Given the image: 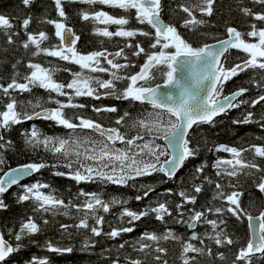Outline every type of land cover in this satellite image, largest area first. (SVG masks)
<instances>
[{"label":"snow or ice","instance_id":"6c2138e0","mask_svg":"<svg viewBox=\"0 0 264 264\" xmlns=\"http://www.w3.org/2000/svg\"><path fill=\"white\" fill-rule=\"evenodd\" d=\"M21 3L30 8L35 0ZM52 4L57 18L45 15L39 23L53 27L54 41L45 30L29 31L31 15L23 18L16 30L10 18L0 14V37L7 45L18 44L28 56L26 64L22 59L11 64L12 74L6 82L0 76V213L9 211L6 194L14 187L18 189L11 193L15 204L27 206L25 214L11 226L0 217V264H54L48 254H73L77 248L62 241L77 236L83 237L81 252L95 249L99 242L96 238L122 240L116 251L124 255L104 256L107 264H169L168 249L163 246L168 241L180 245L181 264H197L198 257L223 262L225 252L217 251L214 256L212 245L217 250H231L239 244L227 230L228 216L236 221L247 220L250 231L247 243L233 253L231 264H253V258L264 259V211L258 216L248 212L240 184L241 176L251 177L255 189L264 196V143L247 147L212 143L208 147L210 140L205 139L207 151L227 153L230 158L217 155L211 165L200 163L191 172L188 187H179L175 192L166 189L165 199L139 210L127 207L126 199H104L100 193L83 188L66 202L55 194L51 184L35 179L48 170L51 176L76 185L125 188L158 174L161 183L176 178L201 155L200 140L193 142L194 128L207 125L214 129L220 123L217 117L232 110L264 106V0H237L248 30L226 26V38L202 30L210 24L205 18L216 14L217 0H169L167 5L164 0H52ZM71 4L84 6L77 15L82 23L92 25L93 35L101 38L96 50L84 53L79 49L81 36L69 26L66 12V5ZM165 7L178 17V25L164 21ZM145 25L147 28L140 27ZM180 29L204 39L193 44ZM105 44L113 45L115 50ZM232 49L244 55L235 56V62L229 65ZM40 56L62 63L49 61V66H42L35 62ZM67 65L78 66L79 70ZM20 66L26 71L22 73ZM249 70L253 73L249 83L258 89L257 95L247 97L250 88L245 86L226 94V84ZM58 72H66L70 78L59 82L55 79ZM160 80L164 90L156 83ZM34 89L44 90L47 99L36 97ZM25 93L31 98L21 99ZM109 98L140 107L135 116L130 111L117 115L115 126H105L85 114L89 105L84 101ZM119 111L117 106L91 105L97 117ZM254 120L264 130V114L255 119L252 111H245L231 123L249 125ZM29 121L33 122L29 128L19 130L23 142L20 151L28 159L12 167L7 155L16 149L10 134ZM34 121L50 122L66 134L47 135ZM209 167L215 170V179L206 173ZM25 178L34 182L24 183ZM206 185L211 187V200L198 209V198ZM139 190L142 195L135 196L138 203L156 191L150 184H140ZM173 196L178 201L167 199ZM117 206L120 210L113 214ZM109 214L115 215L119 224L109 221ZM145 218L165 225L170 218L175 224L185 225L191 235L184 240L168 229L159 234L144 231L134 242L125 239ZM198 226L205 227L203 233L196 231ZM49 229H54L60 239L41 241ZM32 248L42 250L44 255L29 254Z\"/></svg>","mask_w":264,"mask_h":264},{"label":"trees","instance_id":"16d2710c","mask_svg":"<svg viewBox=\"0 0 264 264\" xmlns=\"http://www.w3.org/2000/svg\"><path fill=\"white\" fill-rule=\"evenodd\" d=\"M247 2V0H245ZM165 5L169 3V0H164ZM252 7V5H249ZM82 5L79 4H71L66 5V12L69 16V26L73 27L77 34L81 36V40L78 42L79 49L87 53L89 51L96 50L100 47L98 43L99 39L92 32L91 24H84L80 21L77 10L81 9ZM216 14L213 17H206L210 21L208 26H205L202 30L207 33H215L219 34V38H223L226 36L225 28L226 26H234L237 27L240 31H247L246 18L241 16L238 12L237 0H217L216 5ZM258 11L259 8H256ZM110 11V10H109ZM0 14H3L10 18L11 22L16 26V30H19V24L22 19L31 15L33 17L32 24L30 25L29 31H40L45 30L48 32L52 40H55V37L52 35L54 33V29L51 25H43L39 23V20L42 19L45 15L49 18H57L54 5L52 4V0H35V3L31 5L30 8H25L21 0H0ZM183 15L182 13L180 14ZM162 17L165 22L179 24V19L176 16H173L169 9L165 7ZM227 22V23H225ZM99 27H103L102 25ZM145 27L147 26H140ZM112 30V29H110ZM181 32L185 33L186 37L191 40L193 44H199L204 38L194 37L191 34H188L184 29H180ZM21 36L23 37V33L21 32ZM26 38V37H25ZM143 39V38H139ZM215 41L213 39H207L206 42ZM105 47H108L110 50H115L113 45L105 44ZM145 46H147L145 44ZM18 49V50H16ZM231 57L229 61V65L235 62L234 57L237 55L243 56V53H238L235 49L230 50ZM16 59H22L23 64L28 62V56L25 55L24 50L19 48V45H7L3 37H0V76L5 77V82L11 77L12 68L11 64L15 63ZM52 61L53 63H62L57 62L54 58L40 56L35 58V62L41 63L42 66H49L48 62ZM142 59L140 63H142ZM74 70H79L78 66L75 65H67ZM19 70L23 73L26 69L23 66H20ZM137 69H133V71H137ZM253 73L251 70L247 73H242L240 76L233 78L232 81H229L225 86V92L229 93L234 91L237 87L245 86L250 88V92L246 94L247 97L254 98L258 89L253 87L249 80ZM69 74L66 72H58L55 76V79L59 82H64L68 80ZM123 87V85H121ZM34 95L36 97H42L47 99V93L42 89H34ZM29 94L25 93L21 99H30ZM63 99V98H61ZM83 99V98H82ZM88 103L89 108L86 111V115L97 119L98 122L104 124L105 126H115L114 119L117 115L123 114L124 111H130L133 116L137 114V108L139 105L129 104L126 101H116L114 99H104L101 101H92L87 99L84 101ZM103 105V106H117L119 108V113L117 114H107L103 113L101 116L97 117L95 113L91 112V105ZM50 107H55V105H48ZM70 111V110H69ZM245 111H252L254 113L255 119H259L261 114H264V106L257 105L255 109H249L247 106H244L241 109H236L230 111L226 116L217 117V120L220 123L217 124L216 128L210 129L207 125H201L200 129H193V142L195 143L197 139L200 140L201 147V155L196 159V161L191 162L187 165V167L183 168L178 174L177 177L168 183H161V176L155 175L154 177H146L142 178L135 182V187H125L118 188L114 185H101V184H85V185H76L74 182L51 176L48 170H44L42 175H37L35 179L41 180L43 182H47L52 185L53 189H55V194L61 196L67 202L69 199L73 198L79 188H83L86 191H96L102 195L104 199H110L111 197H118L120 199L128 200L127 207L133 210H139L145 205H149L154 203L155 201L165 199L164 193L166 189L171 188L174 192L178 190L179 187H188L190 185V174L194 170L195 166H198L200 163H207L211 165L217 155L222 158L228 159L230 158L227 153H213L207 151L204 146V140L209 139L210 143L208 147H211L212 143H223L229 146L239 147L243 145L247 147L249 144L260 145L264 143V130L255 123V120L252 124L249 125H241L235 126L232 125L231 121L233 119H237L242 117ZM111 116L112 119L109 120L108 117ZM33 122L29 121L22 126H16V130L10 134V138L14 141V147L16 151L9 152L7 155V160L10 166L14 167L21 163L26 162L28 157L23 154L20 150L23 148L22 139L19 136V130L27 129L31 126ZM36 126L40 128L42 132L47 135H65V130L61 128L53 127L50 122L44 121H34ZM19 153V154H18ZM251 157V154H246ZM206 173L213 179H215V170L209 167L206 169ZM34 182L31 179L24 183ZM132 182H130L131 184ZM140 184H150L155 187L156 191L151 193L149 197L145 198L141 202H137L135 200V196L137 194H141L142 192L139 190ZM241 190L244 192V196L242 197V202L244 207L248 210L251 215H258L260 211H264V199L261 194L255 189L252 184V178H245L243 176L240 177ZM214 187V186H213ZM18 191V189L13 188L6 194V202L9 203L10 208L9 211L0 213V217L4 218V222L11 226L15 224L16 221L25 214L27 206L16 205L14 201V197L11 195L12 192ZM212 191L211 187L205 186V191L198 198L197 208L205 203L206 200H211ZM170 200H177L178 197H167ZM119 206L114 207L112 209V213L119 212ZM109 214L107 219L111 221L114 225L119 224V221L115 219V215ZM59 221L68 222L64 217H57ZM228 228L227 230L232 233L233 238L239 241L238 245H234L231 250L224 248L217 250L215 245H212L213 253L217 251H224L226 255L225 261L221 262L217 259L208 258V257H198L197 264H231L232 259H234L233 253L236 249L247 243L249 239V233L246 226L245 220L236 221L234 217L228 216ZM138 227L136 231L130 234H126L125 239L130 242H134L135 239L142 234L144 231H155L157 234L162 233L168 229H171L177 235L181 236L182 239L186 240L188 236L191 235V231L187 229L185 225L175 224L169 218V222L167 225L161 224L159 221H156L154 218H145L142 222H138ZM108 230L107 225H105V231ZM205 227L198 226L196 231L198 233H203ZM7 238V237H6ZM45 238H54L55 240H59L60 237L58 233L54 229H49L45 232L44 236L40 237L41 241ZM99 242L97 243L95 249H90L87 252L79 251L81 246L83 237H74L71 241L65 239L62 241V244L71 243L77 248V251L71 255H65L62 257H55L54 254H48L49 258L54 261V264H107V261L104 259V256H108L109 258H114L117 255H124V252L117 253L116 245L121 241H111L105 238H96ZM193 243H197L193 241ZM206 243H209L206 241ZM163 246L168 249L167 259L169 264H181L179 259L180 254V245L173 242L168 241L164 242ZM104 249H108V252H104ZM127 252H131L130 248L126 249ZM29 254H39L44 255L42 250L32 248ZM133 256H136V253H132ZM253 264H264V259L253 258Z\"/></svg>","mask_w":264,"mask_h":264},{"label":"water","instance_id":"95a60500","mask_svg":"<svg viewBox=\"0 0 264 264\" xmlns=\"http://www.w3.org/2000/svg\"><path fill=\"white\" fill-rule=\"evenodd\" d=\"M224 38H226V36L224 37ZM209 43H215V41H212V42H209ZM160 85H161V88H162V90H164L163 89V82H160ZM153 86H155V85H153ZM163 142V141H162ZM14 167H16V166H14ZM28 179H30V178H25V180H24V182L26 181V180H28ZM15 188V187H14ZM11 190V189H10ZM9 190V191H10ZM263 197V199H264V196H262ZM259 215V214H258ZM258 215H253V216H258ZM246 221V225L248 224V222H247V220H245ZM247 229H248V227H247ZM248 232H249V238H250V231H249V229H248Z\"/></svg>","mask_w":264,"mask_h":264},{"label":"rangeland","instance_id":"374dc122","mask_svg":"<svg viewBox=\"0 0 264 264\" xmlns=\"http://www.w3.org/2000/svg\"><path fill=\"white\" fill-rule=\"evenodd\" d=\"M162 80H160V81H157L156 83H159V82H161ZM155 84V83H154ZM158 143H163L162 141H158Z\"/></svg>","mask_w":264,"mask_h":264},{"label":"flooded vegetation","instance_id":"af4514ba","mask_svg":"<svg viewBox=\"0 0 264 264\" xmlns=\"http://www.w3.org/2000/svg\"><path fill=\"white\" fill-rule=\"evenodd\" d=\"M227 94V93H226Z\"/></svg>","mask_w":264,"mask_h":264}]
</instances>
